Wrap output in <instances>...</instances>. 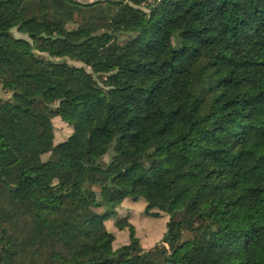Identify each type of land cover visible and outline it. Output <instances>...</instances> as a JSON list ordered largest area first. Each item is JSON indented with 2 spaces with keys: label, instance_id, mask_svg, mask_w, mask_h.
Listing matches in <instances>:
<instances>
[{
  "label": "trees",
  "instance_id": "obj_1",
  "mask_svg": "<svg viewBox=\"0 0 264 264\" xmlns=\"http://www.w3.org/2000/svg\"><path fill=\"white\" fill-rule=\"evenodd\" d=\"M145 3L0 0V264H264V0Z\"/></svg>",
  "mask_w": 264,
  "mask_h": 264
},
{
  "label": "rangeland",
  "instance_id": "obj_2",
  "mask_svg": "<svg viewBox=\"0 0 264 264\" xmlns=\"http://www.w3.org/2000/svg\"><path fill=\"white\" fill-rule=\"evenodd\" d=\"M79 1L83 3H87V2H92L95 0H79ZM117 14L120 15L121 12L118 11ZM13 34L16 37H22L21 35L17 34L15 30L13 31ZM60 61H64L69 65H74L78 67L82 66L78 62H73L68 59H63ZM40 125L43 129V134L41 137V145L44 150H48L52 142L58 143V142L64 141L71 132L70 128L66 124L59 121L58 119H52L51 122L43 119L40 121ZM47 157L48 155L44 154L42 156V159L46 160ZM110 157H111V153L105 155L100 160L99 164L103 165V164L108 163ZM69 171L72 172L73 168L70 167ZM135 210H136L135 220L137 222L138 236H139L141 245L143 244L145 248H148V247H152V246L159 244L158 238H159V233L163 227V220H157V221H148V220L145 221L144 220L143 221L142 220L143 214L141 213V209L138 207ZM25 220H27L26 222L30 221V224L26 225L24 232L17 233V230L14 227L12 230V233H10V236L12 239H16V238L21 239V240L17 239L16 241L17 246L15 244V247L19 254V262L21 264H44V263L49 264L50 259H49V256H47L46 250H48V252H51V251L46 246L45 242L41 241L40 239V230L42 226H44V224L34 219L32 215H29L28 218H26ZM25 220H21V222H25ZM43 234H44V231L41 232V236H43ZM117 237L122 238V235H118ZM190 237H191L190 233L184 232L183 238L187 239ZM36 238L37 240H34Z\"/></svg>",
  "mask_w": 264,
  "mask_h": 264
},
{
  "label": "built area",
  "instance_id": "obj_3",
  "mask_svg": "<svg viewBox=\"0 0 264 264\" xmlns=\"http://www.w3.org/2000/svg\"><path fill=\"white\" fill-rule=\"evenodd\" d=\"M146 2H147V3H151V2H152V0H146ZM147 3H145V4H147Z\"/></svg>",
  "mask_w": 264,
  "mask_h": 264
}]
</instances>
